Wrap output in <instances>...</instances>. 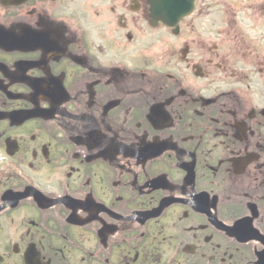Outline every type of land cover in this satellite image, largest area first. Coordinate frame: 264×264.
Wrapping results in <instances>:
<instances>
[{
	"label": "flooded vegetation",
	"instance_id": "obj_1",
	"mask_svg": "<svg viewBox=\"0 0 264 264\" xmlns=\"http://www.w3.org/2000/svg\"><path fill=\"white\" fill-rule=\"evenodd\" d=\"M0 264H264V0H0Z\"/></svg>",
	"mask_w": 264,
	"mask_h": 264
},
{
	"label": "water",
	"instance_id": "obj_2",
	"mask_svg": "<svg viewBox=\"0 0 264 264\" xmlns=\"http://www.w3.org/2000/svg\"><path fill=\"white\" fill-rule=\"evenodd\" d=\"M149 2L154 16L165 15L166 20L174 22L191 11L193 0H149Z\"/></svg>",
	"mask_w": 264,
	"mask_h": 264
}]
</instances>
